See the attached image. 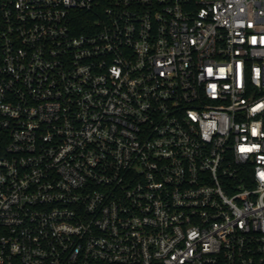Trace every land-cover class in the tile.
Listing matches in <instances>:
<instances>
[{
	"label": "built area",
	"instance_id": "built-area-1",
	"mask_svg": "<svg viewBox=\"0 0 264 264\" xmlns=\"http://www.w3.org/2000/svg\"><path fill=\"white\" fill-rule=\"evenodd\" d=\"M0 264H264V0H0Z\"/></svg>",
	"mask_w": 264,
	"mask_h": 264
},
{
	"label": "snow or ice",
	"instance_id": "snow-or-ice-1",
	"mask_svg": "<svg viewBox=\"0 0 264 264\" xmlns=\"http://www.w3.org/2000/svg\"><path fill=\"white\" fill-rule=\"evenodd\" d=\"M247 149H242V151H246Z\"/></svg>",
	"mask_w": 264,
	"mask_h": 264
}]
</instances>
